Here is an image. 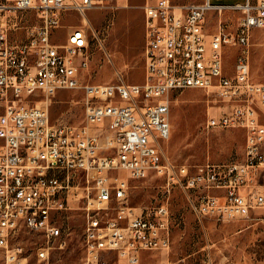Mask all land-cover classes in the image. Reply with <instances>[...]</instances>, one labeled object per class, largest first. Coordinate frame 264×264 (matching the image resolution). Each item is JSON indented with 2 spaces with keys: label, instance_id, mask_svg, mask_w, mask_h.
I'll return each mask as SVG.
<instances>
[{
  "label": "built area",
  "instance_id": "obj_1",
  "mask_svg": "<svg viewBox=\"0 0 264 264\" xmlns=\"http://www.w3.org/2000/svg\"><path fill=\"white\" fill-rule=\"evenodd\" d=\"M122 1L13 0V11L36 10L42 23L28 28L26 39L17 42L9 40L7 23L0 25L3 264H27L24 246L14 242L21 226L44 235L38 264H52V250L67 245L57 216L80 202L87 214L80 264H141L143 252L169 250L168 203L137 212L129 204V183L121 171L131 179L151 172L164 176L167 191L183 190L199 219L226 222L264 209V82L252 78L250 67L252 33L264 28V0L146 3L144 81L83 82L96 31L83 21L67 32L64 43L56 44L53 29L67 12L85 16ZM227 10L240 13L234 26L220 18L209 34L207 14L221 17ZM228 47L240 48L232 74L224 65ZM186 88L204 89L228 106L208 113L205 128L244 130L242 160L196 165L164 160L163 145L172 134L170 92ZM75 89L85 94V124L52 123L49 99ZM31 96H43L46 106L27 100ZM106 97L119 102V110L105 106ZM113 253L116 261L110 263L107 257Z\"/></svg>",
  "mask_w": 264,
  "mask_h": 264
},
{
  "label": "rangeland",
  "instance_id": "obj_2",
  "mask_svg": "<svg viewBox=\"0 0 264 264\" xmlns=\"http://www.w3.org/2000/svg\"><path fill=\"white\" fill-rule=\"evenodd\" d=\"M153 0H126L90 10L85 16L67 12L61 25L53 29V43L65 42L67 32L83 21L96 31L92 45L89 67L82 73V81L93 84L142 83L145 63V16L143 6ZM204 0H172L182 5ZM244 0H211L214 4L230 5ZM13 0H0V25L7 23L9 40L26 39L27 30L42 23L36 10L15 12ZM240 13L224 11L221 17L210 12L206 16L205 29L211 34L218 28L219 19L228 20L232 26ZM240 53L238 47H228L224 53V65L232 74ZM251 76L264 82V28L252 33L250 47ZM170 122L172 134L164 147V160L177 165H196L207 160L215 163L240 161L244 156L245 132L239 128H205L208 113L218 114L228 108L215 101L201 88H186L170 92ZM38 106H46L43 96L27 98ZM85 94L75 89L60 91L49 99V113L52 123L85 124ZM103 143V140L101 141ZM121 178L129 183V204L137 212L146 207L167 202L171 215V246L169 250L143 252L141 264H264V209H257L249 216L232 221H217L213 218L199 219L191 210L186 194L179 188L170 192L165 188L164 176L151 172L144 179H131L127 172H120ZM84 179H82V184ZM73 209L57 216L67 237L64 248L51 252L52 264H80L84 258V228L87 214L83 203H75ZM42 233L30 232L21 226L14 242L24 246L27 264H38L37 249L44 243ZM4 254L0 250V264ZM110 263L116 261V254L107 257Z\"/></svg>",
  "mask_w": 264,
  "mask_h": 264
},
{
  "label": "bare ground",
  "instance_id": "obj_3",
  "mask_svg": "<svg viewBox=\"0 0 264 264\" xmlns=\"http://www.w3.org/2000/svg\"><path fill=\"white\" fill-rule=\"evenodd\" d=\"M105 106H111V110H119V102H113V97L105 98Z\"/></svg>",
  "mask_w": 264,
  "mask_h": 264
},
{
  "label": "crops",
  "instance_id": "obj_4",
  "mask_svg": "<svg viewBox=\"0 0 264 264\" xmlns=\"http://www.w3.org/2000/svg\"><path fill=\"white\" fill-rule=\"evenodd\" d=\"M236 3H242V2H236Z\"/></svg>",
  "mask_w": 264,
  "mask_h": 264
}]
</instances>
